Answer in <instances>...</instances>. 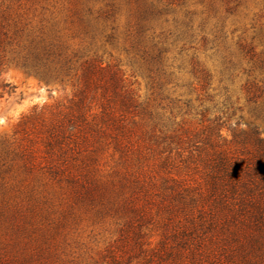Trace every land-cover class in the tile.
Masks as SVG:
<instances>
[{"label": "rangeland", "instance_id": "1", "mask_svg": "<svg viewBox=\"0 0 264 264\" xmlns=\"http://www.w3.org/2000/svg\"><path fill=\"white\" fill-rule=\"evenodd\" d=\"M21 4L31 25L54 27L70 51L122 68L166 124L173 111L192 127L220 118L225 126L255 127L264 138V0ZM80 16L90 22L87 34ZM155 42L165 50L162 60L143 55ZM72 92L71 84L13 63L0 75V264H264V251L241 255L220 223L208 227L180 210L170 213L136 188L134 176L162 181L155 156L145 167L135 153L130 167L105 148L87 162L92 173L74 181L36 163L29 168L15 151L17 123Z\"/></svg>", "mask_w": 264, "mask_h": 264}, {"label": "trees", "instance_id": "2", "mask_svg": "<svg viewBox=\"0 0 264 264\" xmlns=\"http://www.w3.org/2000/svg\"><path fill=\"white\" fill-rule=\"evenodd\" d=\"M28 11L21 0H0V75L13 63L73 86L65 100L34 107L17 123L15 151L28 167L36 163L39 170L74 181L92 173L87 162L94 163L105 148L112 147L130 167L135 153L145 167L155 156L162 181L134 176L136 188L157 196L170 213L180 210L208 227L220 223L241 255L263 252L264 138L258 130L239 121L225 126L220 118L192 127L177 121L173 111L166 124L122 68L105 64L98 54L70 51L54 27L31 25ZM79 19L89 33L88 19ZM164 51L155 42L143 55L158 61ZM126 173L135 174L130 168Z\"/></svg>", "mask_w": 264, "mask_h": 264}]
</instances>
